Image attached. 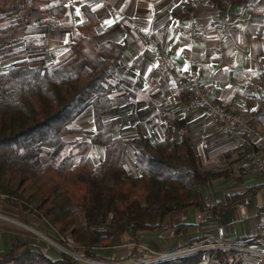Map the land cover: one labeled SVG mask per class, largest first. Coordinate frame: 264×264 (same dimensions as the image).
Here are the masks:
<instances>
[{"label":"trees","instance_id":"obj_1","mask_svg":"<svg viewBox=\"0 0 264 264\" xmlns=\"http://www.w3.org/2000/svg\"><path fill=\"white\" fill-rule=\"evenodd\" d=\"M215 1L222 6L227 1L247 0ZM193 6L194 0H187L175 10L183 14ZM81 9L84 18L76 24L68 58L45 63L39 46L32 55L3 70L0 67V194L5 203L20 204L56 234L70 233L80 245L76 249L87 257L129 260L131 251L105 257L98 249L125 232L137 239L139 232L160 227L174 210L225 206L249 198L258 186L227 195L224 203L212 202L203 187L214 172L201 169L186 134L177 140L170 136L157 139L138 129L130 139L115 136L112 123L101 115L114 107L110 93L119 87L113 77L125 43L97 42V17L88 5L82 4ZM65 14L63 4L54 0H0V21H4L0 24V48L44 32L48 20ZM88 105L92 106L93 131L85 139H65L78 128L74 119ZM127 140L134 148L135 169L127 163ZM93 141L104 145L103 157L97 162L89 155ZM246 146L262 149L253 142ZM44 152L49 159L42 158ZM211 252L218 264H238L229 250ZM200 256L198 251L129 264H196ZM77 262L63 251L53 258L43 246L25 237L0 250V264Z\"/></svg>","mask_w":264,"mask_h":264},{"label":"crops","instance_id":"obj_2","mask_svg":"<svg viewBox=\"0 0 264 264\" xmlns=\"http://www.w3.org/2000/svg\"><path fill=\"white\" fill-rule=\"evenodd\" d=\"M54 1L63 4L65 16L48 20L47 29L35 33L45 63L60 62L71 55L70 41L76 24L84 18L82 4L88 5L97 17V42L125 43L113 77L119 87L110 93L114 107L101 115L112 123L115 136L130 139L138 129L157 139L170 136L177 140L186 134L199 156L201 169L214 172L203 187L212 202L224 203L227 195L258 186L249 198H239L225 206L205 211L194 207L174 210L160 227L139 232L137 239L125 232L98 251L105 257H119L129 251L131 259L144 257L143 246L165 251L218 240L219 226L224 228V240L243 241L264 251L255 236L256 224L264 223V174L249 165L247 150L251 148L246 146L257 144L256 136L229 131L202 109L190 107L188 100L176 92L178 79L191 67L213 97L264 131V78L261 91L249 86L252 75L264 76L263 12L257 0L227 1L222 6L215 0H194L193 8L183 14L175 8L187 0ZM191 25L197 28L195 37L190 34ZM32 35L8 47L14 56L23 59L32 55L34 48L24 49V42ZM186 49L190 56L185 54ZM158 68L160 76L155 82ZM74 123L78 128L68 132L65 139L87 138L94 128L92 106L85 107ZM103 154V143L93 141L89 149L93 161H99ZM125 154L128 165L135 169L134 148L128 140ZM6 204L0 201V250L25 237L43 246L51 257H58L54 247L26 226L42 233L51 230L55 236L54 230L37 217L32 218L21 205L24 210ZM2 210L6 213L2 214ZM229 255L238 264H264V256L259 254L229 250ZM196 264L218 262L208 250L201 252Z\"/></svg>","mask_w":264,"mask_h":264},{"label":"built area","instance_id":"obj_3","mask_svg":"<svg viewBox=\"0 0 264 264\" xmlns=\"http://www.w3.org/2000/svg\"><path fill=\"white\" fill-rule=\"evenodd\" d=\"M257 3L262 8L263 17L261 20V24L264 27V0H257ZM190 34L193 37H195V35L197 34V28L194 25L190 26ZM185 54L187 56H190L189 49L185 50ZM159 76L160 70L158 68L157 72L154 75L155 82L158 80ZM263 78L264 76L261 75H252L249 78V86L253 89H256V91H261V89L263 88ZM176 92L178 94H182L187 98L190 107L202 109L211 118L223 124L229 131L239 135H255L256 143L258 145H261L262 149L251 148L247 150V157L249 165L258 173L264 174V131H260L253 122L249 121L247 118L233 111L229 107L223 105L220 101L213 97L209 93L207 88L202 83H200L197 72L191 67H188L184 72L183 77L178 79L176 83ZM26 227L31 229L32 232L38 234L40 237H46L44 234H42V232H39L37 229L29 226ZM217 231L218 240L215 241L191 244L165 251H159L149 248L148 246H143L142 251L143 253H145L146 256L123 261L97 260L87 257L82 250L76 249L77 247H80V245L73 240L70 233H66L65 235L56 234L58 242H55L53 240L51 241L55 246L59 248L60 252H66L72 255L77 261L82 262L84 264L146 263L160 259L162 260L186 255L198 251L203 252L215 249L236 250L264 256V251L247 246L244 244L243 241L224 240V228L222 226H219ZM255 236L257 242L264 246V223L256 224Z\"/></svg>","mask_w":264,"mask_h":264},{"label":"rangeland","instance_id":"obj_4","mask_svg":"<svg viewBox=\"0 0 264 264\" xmlns=\"http://www.w3.org/2000/svg\"><path fill=\"white\" fill-rule=\"evenodd\" d=\"M24 44H25V47H24V49H32V48H34L35 50L39 47V45H40V41L38 40V34H33L32 36H28V38H27V40L24 42ZM33 49V50H34ZM24 51V50H23ZM22 51V52H23ZM14 51H11V48L9 49L8 47L7 48H0V67H1V69H5L6 67H8L10 64H12L14 61H16V60H19V59H22L21 58V56H19V55H17V56H14ZM24 53V52H23ZM60 60H63V59H59V61ZM56 62H58V61H49L48 63H56ZM250 148H254V147H250ZM42 158L44 159V160H46V159H49L50 157H49V155H48V153H46V152H44L43 153V155H42ZM78 159V156H76L75 157V160H77ZM3 200V197H2V195L0 194V201H2ZM8 207H20L22 210H24L21 206H20V204H16V205H8V204H6ZM27 213H29V215L32 217V218H34V217H36V215H34L32 212H28L27 210H25ZM6 212L4 211V210H2V214H5ZM8 217H10V216H8ZM11 218H13V217H11ZM14 218H19L18 216H14ZM13 218V219H14ZM19 219H21V218H19ZM11 221H12V219H11ZM44 222V221H43ZM45 223V222H44ZM45 226H47L48 227V225H46V224H44ZM50 227V226H49ZM51 228V227H50ZM51 231V230H50ZM50 231H48V232H43L42 234H44L46 237H41L43 240H45L48 244H50L52 247H54L55 248V251H56V254L59 256V254H60V250H59V248L57 247V246H55V245H53V243H52V241L51 240H53V241H55V242H58V240H57V236H56V234H55V236H54V234H52ZM52 232H53V230H52ZM59 253V254H58ZM77 264H84V263H82V262H77Z\"/></svg>","mask_w":264,"mask_h":264},{"label":"snow or ice","instance_id":"obj_5","mask_svg":"<svg viewBox=\"0 0 264 264\" xmlns=\"http://www.w3.org/2000/svg\"><path fill=\"white\" fill-rule=\"evenodd\" d=\"M110 23V22H109Z\"/></svg>","mask_w":264,"mask_h":264}]
</instances>
